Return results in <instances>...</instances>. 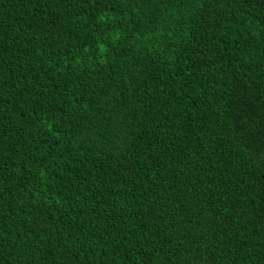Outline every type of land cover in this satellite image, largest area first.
Returning a JSON list of instances; mask_svg holds the SVG:
<instances>
[{
	"label": "trees",
	"instance_id": "1",
	"mask_svg": "<svg viewBox=\"0 0 264 264\" xmlns=\"http://www.w3.org/2000/svg\"><path fill=\"white\" fill-rule=\"evenodd\" d=\"M0 264H264V0H0Z\"/></svg>",
	"mask_w": 264,
	"mask_h": 264
}]
</instances>
